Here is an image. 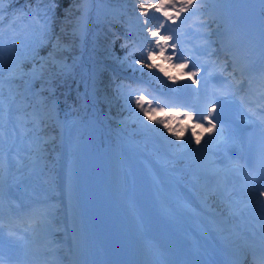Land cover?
<instances>
[{
  "label": "bare ground",
  "instance_id": "6f19581e",
  "mask_svg": "<svg viewBox=\"0 0 264 264\" xmlns=\"http://www.w3.org/2000/svg\"><path fill=\"white\" fill-rule=\"evenodd\" d=\"M221 64L222 61L218 66ZM257 94H264V90L259 91ZM5 119L6 117L0 118V124ZM222 134L223 131L218 133L211 141V145L200 155L199 161L203 164L202 170L212 171L213 173L206 174L207 182L209 183L208 188L206 191L201 192L196 201L188 197L184 188L177 184L168 173L160 170L152 163L147 164L148 168H146L143 161L145 153L142 148L135 142L130 143L126 141V143L120 142L118 145L119 150L113 153L115 161L113 170L116 176L114 179L116 182H113L114 184L116 183L115 188L117 189L118 197L116 200L120 203V209H112V215L110 212L104 211L106 214L102 216L99 212L101 207L98 205L96 196H93L91 199L88 198L82 204L78 200V197H83L84 193L89 192L85 188H87L86 182L90 183L92 177L89 174L91 162L87 161L84 163L82 176L77 180L73 179L74 176L76 177V169H73L76 163L71 162L69 165V183L67 187L70 193H68L69 202L66 207V224L69 227V234L66 236L68 239L65 242L69 249L75 253L70 262L72 264H115L113 257H107V261L100 259V253L97 251V249H103L99 244L103 243V236H106L108 241H111V244H108L109 246L105 250L106 255L117 247L120 240L123 241L124 257L122 264H188L186 260L189 259L190 252L200 245L192 244L189 246L175 230L178 225L190 227L191 224L195 226L196 230L194 234L198 239L203 238V231L204 234L212 236L213 239L218 235V243H222L228 247L234 246L231 251L224 253L222 249H219V252L215 253L217 247L214 248L211 242L204 241L202 246L205 249V256L209 264H255L259 259H262L258 258L255 260L251 254L261 256L262 253L252 252L251 250L252 248L257 249L255 243L262 242L255 240V236L258 233L264 235V223L259 220L256 207L252 203H249L247 199L241 198L236 201L235 209L229 214L225 229H219L217 226V223H224L225 219H221L218 212L213 209V206L217 205L219 199L216 201L211 200L209 193L212 194L218 191L217 187L219 184L216 181H219L220 178L225 179L227 176H233L235 173L227 171L228 164L225 161L230 142ZM130 154H133V156L130 157ZM107 164L112 169V162L108 160ZM137 171L139 172L138 174H136ZM85 177L88 178L85 180ZM100 177H97L94 183H98ZM166 178L175 182V186L165 184V188H173L175 191L183 193L185 199L192 203L186 209L183 206L170 205L171 219L173 221L178 219L176 223L170 222L164 214L156 218L142 216L141 213L146 208L153 209L155 201H160L161 204L165 202L171 203V200L163 198L161 193H154V189L160 188L157 180ZM11 183L12 180L4 181V185ZM142 186L145 187L142 188ZM80 188L83 189L80 190ZM134 196L136 201L134 200ZM200 203L201 206H199ZM42 206L45 205H41L40 208ZM195 206L200 207V214L194 212ZM104 208L107 207L105 206ZM46 209L45 206L43 210ZM88 209L93 214L91 218L96 228L100 225L103 234H94L86 231L80 225H74L79 220V217L82 218L80 213L87 212ZM114 213H117V215ZM223 213L225 214V211ZM203 214L208 216V221L203 217ZM31 216H33L32 213L16 220L29 223L33 218ZM143 222L149 224L150 229L147 232L148 234L145 232V228L142 227L144 225ZM107 223H109L111 228H109ZM103 224L107 225V228H104ZM112 225L121 232V238L114 237L113 233L117 232L112 230ZM155 226H157V229ZM152 231L156 237L151 234ZM162 232L173 236L174 243L170 247L161 242L160 238L163 239ZM174 234L179 236V238L174 237ZM0 238L4 237L0 236ZM144 240H148L149 244H144ZM160 246L164 249L170 248L169 259H163L158 254L161 251ZM29 247L38 249V246L34 245ZM161 253L163 252L161 251ZM52 260L53 258L51 257L50 261Z\"/></svg>",
  "mask_w": 264,
  "mask_h": 264
},
{
  "label": "trees",
  "instance_id": "16d2710c",
  "mask_svg": "<svg viewBox=\"0 0 264 264\" xmlns=\"http://www.w3.org/2000/svg\"><path fill=\"white\" fill-rule=\"evenodd\" d=\"M25 1V7L38 8L36 0H13V6L17 7ZM102 0H94L96 4ZM120 4V10L114 9L115 17L109 18L111 23L101 24L97 21L96 15L92 13L91 30L89 37L85 42L83 50H79L74 38L67 34L70 30V21L79 12V0H46L50 7L51 14H45L44 22L47 21L46 39L47 43L39 46L34 51L33 59L24 60L18 68L34 70L38 67L37 85L42 83V93L45 95L53 93L62 96L67 90H82L86 80L85 70H93L98 73L96 83L99 86V104L101 111L106 116V126L112 131L117 130V122L126 126L127 118L124 111L119 112L118 104H115L112 96L114 81L119 78L114 71L104 62L115 63L123 69H129L131 62L121 59L116 48V38L121 31H127L125 28L130 20H138L141 24L144 19L140 14V4H136L134 11L125 7V1L130 4V0H111ZM65 30V32H64ZM49 40V41H48ZM66 45L65 50L60 47ZM82 54L81 60L78 61V67L73 68L72 72L61 73L57 69V63L64 57H71L74 53ZM57 69V70H56ZM131 71V70H130ZM48 86V88L46 87ZM49 96V95H48ZM135 117L133 114L127 115ZM118 119V121H117ZM120 119V120H119ZM151 121V120H149ZM135 119L133 118V121ZM130 129H128V128ZM127 132L134 134L135 129L130 126L125 127ZM114 133V132H113ZM136 133V132H135Z\"/></svg>",
  "mask_w": 264,
  "mask_h": 264
},
{
  "label": "rangeland",
  "instance_id": "374dc122",
  "mask_svg": "<svg viewBox=\"0 0 264 264\" xmlns=\"http://www.w3.org/2000/svg\"><path fill=\"white\" fill-rule=\"evenodd\" d=\"M93 0H79L78 3V9L79 12L77 15L74 17L73 20L70 21V30L67 32L70 36L74 38V41H76V45H78L79 50H83L85 47V42L87 38L89 37L90 34V18H91V10L93 7ZM210 3L213 2V0H208ZM132 8V7H130ZM128 31H132L134 29H137V24L135 22L129 23L127 27ZM65 32V30H64ZM61 49L65 50L67 48L66 45H63L60 47ZM75 55L71 57H64L60 59L57 63V69L60 70L61 73H69L73 71V68L78 67V61L81 60L82 54H78L77 52L74 53ZM56 69V70H57ZM85 76L89 77V80H86L85 87L87 86V90L84 94L83 93H78L77 97H79V100L86 101L88 102L89 100H93L96 102V99L98 98L97 95V86H95L94 78H96V74L93 70H85ZM33 73H27L24 75V77L17 76V82L21 80L26 81V83L23 85L21 91H20V97L22 98H29L30 96H34V90L30 89L29 81L33 78ZM31 82V81H30ZM19 83V82H18ZM48 87V86H46ZM49 89V88H48ZM76 93H72L74 95ZM114 98V97H113ZM35 100V98H33ZM95 104V103H93ZM49 107L46 108L50 113V115H47L46 118L50 117L52 123L55 125V128H53L52 132L48 131V125H44L43 133H39L36 128L34 133L30 139H28L29 143H38L40 144L38 148V152H30L27 155H24V159H27L28 161L24 164V166H27L28 164L33 163V166L31 167L32 173H37L39 172L43 165H44V159L42 158L40 151L42 152L46 148H52L53 144H56L58 146H63L66 151V161L65 167H62V173H63V182L65 183L66 180V168L68 167V164H71L72 160L75 159L76 167L77 170L81 167V162L88 157V153H90V159L91 161H95V164L92 165V178L100 177L101 174L102 176L107 177L108 175L112 174V180L115 179V171H113V164L115 163L113 153L115 151H118V144L121 141V134L122 132H117L119 135H115L114 137H110L109 135H100L101 128L98 126V113L90 115L87 119L84 117H87L88 115L83 112V109L78 113L72 114V122L73 124L69 127H64L62 124V119L61 115H59L56 110L57 107L49 102ZM95 106V105H94ZM40 107V113L43 115L44 122H45V116L43 113V108L41 105ZM95 115V117H93ZM67 126V125H66ZM48 131V132H47ZM47 132V133H46ZM76 135V136H75ZM124 142V141H122ZM178 144V143H175ZM22 151H27V147L23 144H21ZM181 146H178L177 148L179 149ZM189 154L190 151H186L182 156H181V161L187 162V166L191 164L189 160ZM33 158L31 160L30 158ZM190 158H193V156H190ZM108 159H112V169L110 170L108 167V164L106 161ZM74 162V161H73ZM168 165H173L172 163L166 162ZM106 164V165H105ZM84 165V164H83ZM96 167V169H95ZM162 168V167H161ZM95 169V171H94ZM163 169V168H162ZM190 168L186 167L185 169L182 170V173H185L187 175L186 180L189 181L193 176L195 171L191 169V171H188ZM46 172L44 173L46 178L49 180H54L56 176H54V173L52 170L48 169H43ZM165 170V169H164ZM94 171V172H93ZM168 173L170 175H173V173L176 172L174 169H167ZM16 181H21L27 176L24 175V172H21L19 174L14 175ZM79 177H81V174H79ZM95 181V180H94ZM103 181V180H102ZM196 181H198V178L196 177ZM114 182H116L114 180ZM199 182V181H198ZM108 183H111L110 181ZM98 184V183H96ZM114 183H112L113 185ZM35 186H41L42 188L44 187L45 184L36 182L34 184ZM108 187L110 186L107 184ZM116 185V183H115ZM95 188H98V185H94ZM110 188V187H109ZM113 191H117L116 188H112L111 193ZM102 195H105L102 193ZM117 196V195H116ZM104 202V200H102ZM110 204H103L102 206H109L112 207L114 206L115 208H119V204H116L113 200V194L109 200ZM114 205H113V204ZM234 207V206H232ZM224 208V206H223Z\"/></svg>",
  "mask_w": 264,
  "mask_h": 264
},
{
  "label": "snow or ice",
  "instance_id": "6c2138e0",
  "mask_svg": "<svg viewBox=\"0 0 264 264\" xmlns=\"http://www.w3.org/2000/svg\"><path fill=\"white\" fill-rule=\"evenodd\" d=\"M262 2H264V0H262ZM191 4H192V0H187V3H186L185 5H182V6H181L180 11H181V12H183V11H187L188 7H189ZM139 7L143 10V9L145 8V4H140ZM147 7H150V8H156L157 10H160V9H163V8H164V4H163V3H161V4H159V5L148 4ZM142 14H145V15H146V13H143V12H142ZM164 15H165L166 18L171 19V17L169 16V14H168L167 12H164ZM177 15H179V12L177 13ZM145 24H147V20L145 21ZM160 27H161V28L164 27L163 22H161ZM150 34H151L152 36H157V34H158V30H157V31H151ZM170 38H171V37L160 36L159 39H160L161 41H167V40L170 39ZM149 43H151V42L149 41ZM157 47L160 48V52H161V53L164 52V50H165L164 47L160 46L158 42H157ZM171 47H172L173 49H175V48L177 47V45H176V44H172ZM148 57H149V58H152V57H153V53H152L151 50L148 51ZM165 58H166V59H170L169 57H165ZM145 66H147V67H151L150 65H145ZM176 66H177L178 68H181V69H182V68L186 67L187 65H186V64H178V65H176ZM189 75L192 76V75H195V73L193 72V73H190ZM192 82H193V83H196L195 80H193ZM142 100H143V97H142V96L139 97V98L136 100L137 106L141 107V111H143L145 115H149V110H148V109H145V108L142 106V104H141V101H142ZM156 103H157V106H159V104H160L161 102H160V101H157ZM215 107H216L215 104H213V106H212L211 109H207V114H206V115L203 114V113H197V114H196V118H197L198 120L207 121V123H208V127H207V128H204L203 123H197V124L195 125L196 128H202L204 131H207V132L211 133V132L217 127V125H216L215 123H213V119H214V117H213V112L215 111ZM151 111L155 112V111H156V108H152ZM161 111H163L162 108H161ZM171 115H173V116H176V115H183V116H185L188 120H192V119H193V116H192V114H191L190 111H186V112H183V113H175V112H174V113H171ZM149 119H153V117H152V116H149ZM156 122L159 123V124H163L164 127H165V128H168V130H169L170 132H172L173 135H176L177 138H179V136L182 134V131H181V130H175V131H174L172 128H170V127L168 126V123L165 122L164 120H158V121H156ZM193 135H194V136L196 135L194 131H193ZM196 143H197V144L200 143V137H199V136L196 137ZM260 195L264 196V192H261Z\"/></svg>",
  "mask_w": 264,
  "mask_h": 264
}]
</instances>
